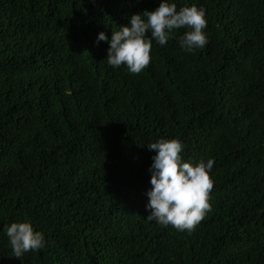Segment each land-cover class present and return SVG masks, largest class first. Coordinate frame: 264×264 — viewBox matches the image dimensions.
<instances>
[{"label":"trees","instance_id":"16d2710c","mask_svg":"<svg viewBox=\"0 0 264 264\" xmlns=\"http://www.w3.org/2000/svg\"><path fill=\"white\" fill-rule=\"evenodd\" d=\"M160 0H0V264H264V0L205 10L207 44L176 29L138 74L100 32ZM213 159L210 211L190 233L147 218L154 151ZM45 246L20 258L3 229Z\"/></svg>","mask_w":264,"mask_h":264},{"label":"clouds","instance_id":"9594fccd","mask_svg":"<svg viewBox=\"0 0 264 264\" xmlns=\"http://www.w3.org/2000/svg\"><path fill=\"white\" fill-rule=\"evenodd\" d=\"M205 10L195 5L181 6L172 0H160L154 10L134 13L129 23L112 31L110 38L100 32L97 41H107L108 66L123 65L130 74L140 73L150 62L153 42L164 46L173 38L176 29H186L178 38L186 52L203 48L208 40ZM154 151L150 165V189L145 210L147 218L161 226H172L177 231L191 232L210 211L209 193L213 188L210 172L214 160L201 159L195 163L184 161V146L177 139L160 138L146 144ZM12 254L20 258L45 246L44 235L34 230L27 221L12 222L3 229Z\"/></svg>","mask_w":264,"mask_h":264}]
</instances>
